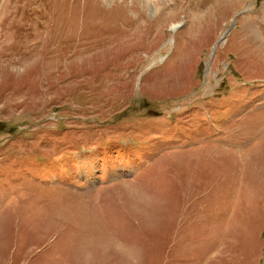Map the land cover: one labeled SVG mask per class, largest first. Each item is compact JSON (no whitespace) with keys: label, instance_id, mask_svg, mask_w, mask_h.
Listing matches in <instances>:
<instances>
[{"label":"rangeland","instance_id":"obj_1","mask_svg":"<svg viewBox=\"0 0 264 264\" xmlns=\"http://www.w3.org/2000/svg\"><path fill=\"white\" fill-rule=\"evenodd\" d=\"M0 264H264V0H0Z\"/></svg>","mask_w":264,"mask_h":264},{"label":"bare ground","instance_id":"obj_2","mask_svg":"<svg viewBox=\"0 0 264 264\" xmlns=\"http://www.w3.org/2000/svg\"><path fill=\"white\" fill-rule=\"evenodd\" d=\"M146 1V4H148L151 0H145ZM176 28V27H175ZM174 29V28H173Z\"/></svg>","mask_w":264,"mask_h":264}]
</instances>
